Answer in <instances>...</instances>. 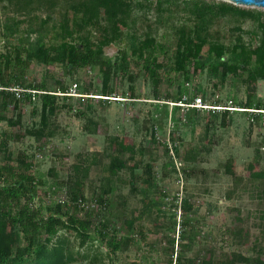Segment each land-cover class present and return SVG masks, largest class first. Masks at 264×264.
Here are the masks:
<instances>
[{"label": "trees", "instance_id": "trees-1", "mask_svg": "<svg viewBox=\"0 0 264 264\" xmlns=\"http://www.w3.org/2000/svg\"><path fill=\"white\" fill-rule=\"evenodd\" d=\"M0 9L5 14L0 28L6 48L0 52V83L6 87L36 90L35 93H22L21 98L14 92L0 91V111L5 112L11 106L20 108L27 101L38 100L41 103L40 123L27 128L24 135L45 142L55 136L54 118L64 110L75 111L78 118L86 120L84 129L90 134H98L99 122L94 117L97 112L94 113L93 104L94 101L114 100L110 97L117 96L113 85L116 75L134 79L137 71L138 76L151 81L155 86L154 96L163 101L155 106L159 109L162 106L159 104H164L167 116L170 114L169 102L192 103L194 100L187 99L186 83L195 74L208 72L219 78L214 83L216 88L229 76H243L242 81L249 86L264 80V9L245 8L225 0H0ZM152 11L157 21L163 22L164 14L177 13L183 14V18L191 23L171 26L173 37L163 44L145 31V22L140 21L143 17L149 18ZM245 18L256 22L257 28L245 31L238 27L239 34L229 43L213 36L212 29L220 20ZM139 22L144 26L141 27ZM243 33H248L251 38L245 40ZM123 36L127 37L126 47L119 49L115 58L106 55V47L123 40ZM34 64L60 67L62 72L76 78L77 86L81 82V71L98 67L102 86L96 93L91 84L80 86L82 95L77 100H85L86 107H76L72 103L75 96L68 94L70 87L65 78H53L48 70L42 80L27 79L26 72ZM171 72L185 81L176 92L161 94L159 88ZM48 77L55 79L54 86ZM94 94L104 97H94ZM129 95L132 99L138 98L134 85H130ZM202 95L203 100L209 102L208 94ZM236 104L245 109L240 111L249 112L248 117L254 121L263 119L262 112L247 110H264V103L256 102L251 93L245 101ZM209 105L227 107L221 100ZM174 109L183 107L174 104ZM207 109L214 117L222 115L224 119L233 113L230 108ZM192 110L197 114L202 109ZM193 114L189 116L191 119ZM18 122L8 119L11 126ZM157 129V125L151 129V137L155 140ZM6 135L7 132H3L0 140V264H74L88 260L89 254L83 253L82 249L89 241H99L106 248L105 256L109 260L101 264H116L119 253L135 243L137 235L144 234L136 219L128 213L122 218L126 220L124 225L116 221L111 208L114 189L108 182L113 175L128 169L132 172V190L146 195L148 204L164 213L167 193L160 188L153 166L145 163L143 147L137 164L134 162L135 149L118 135L110 137L111 161L104 168L109 177L105 179L102 192L89 198L82 180L89 176L95 158L82 157L73 165L66 180L54 183L46 191L33 164L40 154H15L5 141ZM164 147L170 154L171 147L168 144ZM172 150L184 162L189 160V151L183 153L180 145L172 143ZM131 161L134 164L130 165ZM140 165H145L146 175L135 174V168ZM252 176L264 185V169L254 171ZM138 180L143 181L144 187H139ZM153 192L158 196L155 199L149 197ZM260 197L264 201V188L260 189ZM120 203L124 208L126 202ZM180 208L184 216L182 241L176 238L175 212L171 214L167 264H264V244L255 246V257L217 252L214 248L206 249L201 258L187 257L189 247L184 238L192 223L189 213L194 210V204L184 198ZM260 219L264 233V210ZM97 258L93 257L87 264H98Z\"/></svg>", "mask_w": 264, "mask_h": 264}, {"label": "rangeland", "instance_id": "rangeland-1", "mask_svg": "<svg viewBox=\"0 0 264 264\" xmlns=\"http://www.w3.org/2000/svg\"><path fill=\"white\" fill-rule=\"evenodd\" d=\"M4 17V11L0 9V23ZM162 20L164 21H157L153 11L149 18L140 19L145 22V31L163 44L173 37L171 26H180L183 22L191 23L183 18V14L180 16L177 13L164 14ZM139 23L141 27L144 26L142 22ZM238 27L245 31L253 30L257 28V23L249 18L223 19L213 27L212 33L215 38L229 43L239 34ZM243 34L245 40L251 38L248 33ZM126 43L127 37L123 36V40H117L106 47L105 54L115 58L119 49L126 47ZM2 51H6L3 39L0 40V52ZM48 70L54 75L53 78H65L70 90L75 89L76 78L62 72L58 66L34 64L26 72L27 79L42 80ZM135 75L134 79L116 75L113 85L116 88L114 95L117 96L110 97L114 100L103 103L94 101V113L97 112L94 117L99 122L98 134L86 131V120L78 118L75 111L64 110L54 118L55 136L50 141L24 135L27 128L40 123L41 103L36 100L27 101L20 108L11 106L5 112L0 111V140L3 132H7L5 141L15 154H40L33 164L46 191L54 183L66 180L73 165L79 163L82 157L95 158L89 176L82 180L85 194L89 198L102 192L105 179L109 177L104 168L111 161L110 137L118 135L128 146L133 147L137 152L134 161L137 164L141 158L140 148H144L145 163L153 166L160 188L167 193L163 205L164 213H159L157 207L148 204L146 195L132 190L131 170L113 175L108 184L114 189L111 194V208L116 216L115 220L124 225L126 220L122 218L128 213L131 218L136 219V224L144 232L143 236L137 235L135 243L119 253L115 259L116 264H167L170 257L167 247L172 225L171 214L175 212L176 238L182 241L184 216L180 203L184 198L194 204V210L189 213L192 223L184 238L189 247L186 251L187 257L201 258L205 255V250L210 248L217 252L243 253L255 257V246L264 244L260 219L264 210L260 189L264 185L252 173L264 169V120L254 121L248 117L249 112L235 111L237 109H231L233 113L225 119L222 115L214 117L207 108H200L202 110L197 114H193L192 107L182 106L183 109L176 111L173 102H169L170 114L167 116L164 113V104H159L162 105L159 109L155 106L158 102H163L154 96L155 86L151 81L138 76L137 71ZM79 78L81 82L76 86L77 94L74 95L72 103L76 107L85 108L86 101L77 100L82 95L80 86L88 87L91 84L96 93L102 86V76L96 67L94 70L81 71ZM242 78L243 76H229L223 85L216 88L214 83L219 78L212 77L208 72L195 74L186 83L189 90L187 99L195 100L203 97L202 94H208L207 104L221 100L223 105L244 109L236 103L245 101L248 93H251L256 102L264 103V80L249 86ZM48 81L52 86L55 85V79L48 77ZM184 81L183 77L176 78L171 72L159 91L161 94L167 91L176 92ZM130 85L137 88L138 98L132 99L129 95ZM93 96L104 97L97 94ZM191 114L192 119L189 117ZM8 119L19 122L11 126ZM153 125L158 126L156 140L151 137ZM172 143L180 145L183 153L189 151L188 161L184 162L172 151L167 154L164 146L168 144L170 147ZM134 162L129 163L132 165ZM144 166L135 168L137 176L146 175ZM138 185L140 188L144 187L143 181L138 180ZM154 192L149 197L157 198ZM123 201L126 202L124 208L120 203ZM76 244L79 245V241ZM82 252L89 254L88 260L74 264H87L93 257H98V264L108 263L106 248L99 241H89Z\"/></svg>", "mask_w": 264, "mask_h": 264}, {"label": "built area", "instance_id": "built-area-1", "mask_svg": "<svg viewBox=\"0 0 264 264\" xmlns=\"http://www.w3.org/2000/svg\"><path fill=\"white\" fill-rule=\"evenodd\" d=\"M2 39V31H1V28H0V40ZM76 84H75V89H72L70 90V92L68 93L69 95H76L77 93L76 92ZM0 91H11V92H14L16 94V97L17 98H21L22 96V93H25V92H30V93H35L36 90H33V89H24V88H20V87H6V86H3L1 83H0ZM173 104H179V105H182V106H185V107H192V108H218V109H223V108H230V109H237V110H245V109H240L238 107H234L232 105H227V107L225 106H212V105H209L207 104L202 97H197L192 103H174ZM247 110H250V111H253V112H262L263 114V120H264V110H256V109H247ZM171 151L173 152L172 150V144H171Z\"/></svg>", "mask_w": 264, "mask_h": 264}, {"label": "water", "instance_id": "water-1", "mask_svg": "<svg viewBox=\"0 0 264 264\" xmlns=\"http://www.w3.org/2000/svg\"><path fill=\"white\" fill-rule=\"evenodd\" d=\"M236 5H246L264 8V0H226Z\"/></svg>", "mask_w": 264, "mask_h": 264}]
</instances>
